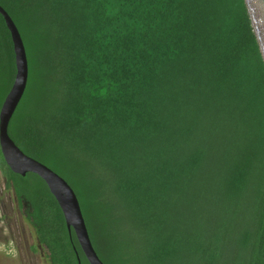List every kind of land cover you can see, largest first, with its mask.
Instances as JSON below:
<instances>
[{"label": "trees", "instance_id": "16d2710c", "mask_svg": "<svg viewBox=\"0 0 264 264\" xmlns=\"http://www.w3.org/2000/svg\"><path fill=\"white\" fill-rule=\"evenodd\" d=\"M29 77L15 143L74 188L106 264H264V60L245 0H0ZM16 74L0 14V109ZM8 187L50 264H89L45 181Z\"/></svg>", "mask_w": 264, "mask_h": 264}, {"label": "water", "instance_id": "95a60500", "mask_svg": "<svg viewBox=\"0 0 264 264\" xmlns=\"http://www.w3.org/2000/svg\"><path fill=\"white\" fill-rule=\"evenodd\" d=\"M252 26L264 60V0H245ZM0 14L11 32L16 63L13 85L0 109V148L10 169L25 176L39 175L56 198L69 231L73 230L89 264H106L97 253L82 212L79 198L70 183L46 164L26 154L11 138L8 127L28 83L29 64L21 33L10 14L0 5ZM79 264H81L79 260Z\"/></svg>", "mask_w": 264, "mask_h": 264}, {"label": "rangeland", "instance_id": "374dc122", "mask_svg": "<svg viewBox=\"0 0 264 264\" xmlns=\"http://www.w3.org/2000/svg\"><path fill=\"white\" fill-rule=\"evenodd\" d=\"M35 239V229L17 208L14 190L7 186L0 165V264H50L47 256L41 258ZM31 245L37 250H32Z\"/></svg>", "mask_w": 264, "mask_h": 264}, {"label": "flooded vegetation", "instance_id": "af4514ba", "mask_svg": "<svg viewBox=\"0 0 264 264\" xmlns=\"http://www.w3.org/2000/svg\"><path fill=\"white\" fill-rule=\"evenodd\" d=\"M15 194V193H14ZM15 201H16V205H17V208L19 209V210H21V212L23 211V213L25 214V216L26 217H28V214H27V212H26V207H27V203H24V206H20L19 205V202H18V200H17V198H16V195H15ZM33 228H34V226H33ZM35 229V228H34ZM35 232H36V230H35ZM35 242H36V245L37 246H39L40 247V249H41V251H40V256H41V258L43 259L44 257L43 256H47V259L49 258L48 257V252L45 250V247L41 244V242L39 241V238H38V235H37V232H36V239H35ZM37 246H33V245H31V249L33 250V248L35 249V250H37L36 248H38ZM45 250V251H44ZM36 252H33V255L35 254Z\"/></svg>", "mask_w": 264, "mask_h": 264}]
</instances>
